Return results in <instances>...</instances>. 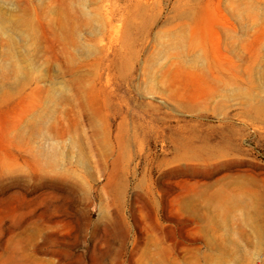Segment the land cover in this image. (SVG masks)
Masks as SVG:
<instances>
[{
	"label": "rangeland",
	"instance_id": "1",
	"mask_svg": "<svg viewBox=\"0 0 264 264\" xmlns=\"http://www.w3.org/2000/svg\"><path fill=\"white\" fill-rule=\"evenodd\" d=\"M0 264H264V0H0Z\"/></svg>",
	"mask_w": 264,
	"mask_h": 264
}]
</instances>
